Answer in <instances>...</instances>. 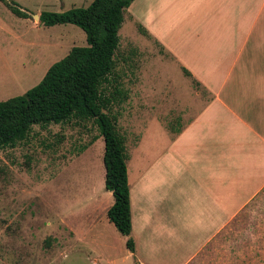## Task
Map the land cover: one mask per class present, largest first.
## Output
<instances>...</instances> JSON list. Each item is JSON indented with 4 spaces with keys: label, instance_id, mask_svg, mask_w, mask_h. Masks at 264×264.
Masks as SVG:
<instances>
[{
    "label": "rangeland",
    "instance_id": "374dc122",
    "mask_svg": "<svg viewBox=\"0 0 264 264\" xmlns=\"http://www.w3.org/2000/svg\"><path fill=\"white\" fill-rule=\"evenodd\" d=\"M30 15L17 17L5 9L9 33L0 49V101L24 94L37 85L55 62L74 46L87 45V36L74 24L46 26L33 14L88 7L93 0H13ZM154 19V18H153ZM154 22V20L152 21ZM126 12L119 31L115 70L103 90L112 100L107 110L115 117L130 152L152 122L158 120L171 135L180 124L177 114L188 113L178 93L197 90L191 76ZM11 29L18 38L10 40ZM13 66V68H11ZM18 71V72H17ZM183 73V74H182ZM13 74V77H12ZM185 76V77H184ZM18 77V78H17ZM183 78H186L183 81ZM20 82V83H19ZM184 97V96H183ZM182 109V110H180ZM180 110V111H179ZM150 141L161 139L152 129ZM149 141V142H150ZM105 140L94 119L73 118L65 123L34 125L26 139L0 150V264H181L182 242L163 244L164 258H139L108 219L105 207L113 201L105 188ZM138 156V153H134ZM93 194L97 203L98 233L90 236L88 218L81 212ZM264 212L250 226H230L223 264H264ZM194 243V242H191ZM169 246V247H168ZM194 244H190L192 251ZM187 251V250H186ZM142 261V262H141ZM219 264L202 258L198 264Z\"/></svg>",
    "mask_w": 264,
    "mask_h": 264
},
{
    "label": "crops",
    "instance_id": "0c3cea01",
    "mask_svg": "<svg viewBox=\"0 0 264 264\" xmlns=\"http://www.w3.org/2000/svg\"><path fill=\"white\" fill-rule=\"evenodd\" d=\"M7 8L0 0V49ZM127 12L203 89L178 93L188 113L185 123L177 114L174 133L156 120L130 152L126 145L135 253L164 258L163 244L176 241L181 264H223L226 250L206 249L226 246L230 226H250L264 212V0H134ZM153 128L161 139L150 141ZM104 196L92 193L83 205L84 235L98 233Z\"/></svg>",
    "mask_w": 264,
    "mask_h": 264
},
{
    "label": "trees",
    "instance_id": "16d2710c",
    "mask_svg": "<svg viewBox=\"0 0 264 264\" xmlns=\"http://www.w3.org/2000/svg\"><path fill=\"white\" fill-rule=\"evenodd\" d=\"M1 1L16 15L30 17L15 1ZM133 1L93 0L88 7L41 12L43 25L74 24L82 28L87 45L72 47L24 94L0 101V150L26 139L34 125L60 124L73 118L94 119L105 140V188L114 197L107 215L117 230L127 236L126 245L131 252H135L136 244L131 235L126 140L117 129V119L107 111L112 100L103 85L109 82L115 70L119 31ZM143 31L146 32L145 28ZM183 69L188 76H193L188 69Z\"/></svg>",
    "mask_w": 264,
    "mask_h": 264
},
{
    "label": "water",
    "instance_id": "95a60500",
    "mask_svg": "<svg viewBox=\"0 0 264 264\" xmlns=\"http://www.w3.org/2000/svg\"><path fill=\"white\" fill-rule=\"evenodd\" d=\"M33 16H34L35 18L40 19V15H38V14H33Z\"/></svg>",
    "mask_w": 264,
    "mask_h": 264
}]
</instances>
